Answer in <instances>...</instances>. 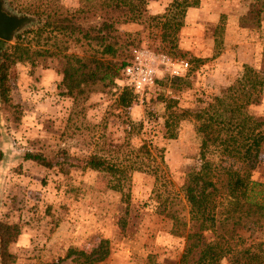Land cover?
Listing matches in <instances>:
<instances>
[{"label":"rangeland","instance_id":"rangeland-1","mask_svg":"<svg viewBox=\"0 0 264 264\" xmlns=\"http://www.w3.org/2000/svg\"><path fill=\"white\" fill-rule=\"evenodd\" d=\"M82 1L56 0L68 11ZM172 1L148 0L147 13L161 14ZM32 16L7 44L15 43L16 34L38 26ZM118 28L131 34L129 55L133 47H145L184 59L189 64L186 75L161 74L152 89L141 97L132 93L131 105L124 107L118 97L125 87L117 83L110 92L91 93L83 101L64 95L54 56L45 66L31 69L29 64L17 63L10 68V94L22 112L16 123L0 112V220L21 226L16 242L9 246L16 255L14 264H51L69 250L89 253L101 240L108 241L109 255L96 264H174L185 238L172 234L167 212L173 207L187 218L181 191L187 171L198 170L204 160L236 166L215 149L201 158L195 122L182 111L198 109L221 94L247 65L263 77L262 101L250 111L264 116V0H199L186 9L175 48L161 40L160 25L150 19ZM58 38L67 44L66 54H99L86 41ZM32 50L62 53L50 47L32 46ZM167 105L180 113L178 120L169 116ZM168 129L176 133L174 138ZM144 142L149 157L162 160L169 182L156 184L153 175L134 168L149 163L147 154L138 152ZM59 148L66 155L56 157L49 168L22 158L26 150L50 154ZM91 153L104 156L124 174L113 176L85 167ZM250 178L264 183V153ZM117 183L121 190L112 188ZM156 186L168 204L155 200ZM258 228L243 223L246 233L263 238ZM74 256L59 264H76Z\"/></svg>","mask_w":264,"mask_h":264},{"label":"trees","instance_id":"trees-1","mask_svg":"<svg viewBox=\"0 0 264 264\" xmlns=\"http://www.w3.org/2000/svg\"><path fill=\"white\" fill-rule=\"evenodd\" d=\"M147 2L83 0L77 9L68 11L56 0H49V3L43 0H4L8 11L32 14L38 19L35 29L15 35L14 44L0 39V112L4 113L5 119L16 123L21 117V108L13 102L8 83L10 68L17 63L29 64L33 69L45 66L46 60L54 56L58 59L55 68L62 75L63 94L75 101H83L91 93H108L116 87L115 80L121 76L125 58L129 55L127 50L133 45L131 34L120 31L119 25L146 19L155 21L162 30L161 40L175 48L185 11L187 7L197 6L199 0H173L163 13L155 15L147 13ZM59 35L69 37L75 43L86 41L97 47L99 54H66L68 46L59 40ZM32 46L50 47L62 53L51 55L40 50L30 51ZM262 87V75L246 65L241 76L221 94L214 95L198 109L181 113H186L195 122L201 158L207 150L215 149L235 161L236 166L204 160L198 170L187 171L181 185L187 218L173 207L167 212L172 220V234L185 238L184 248L174 264H221L222 261L226 264H264V183L250 178V171L264 153V116L250 111L251 106L262 101ZM118 99L120 105L129 107L133 100L131 90L125 88ZM167 108L169 116L178 120L180 113H175L170 105ZM168 120L167 127L170 125ZM168 130L169 136L174 138L176 133ZM138 152L147 154L149 163L134 168L153 175L156 184L159 180L167 182L162 160L149 157L145 142ZM65 155L66 150L62 148L50 154L26 150L22 158L49 168L56 157ZM84 166L113 176L124 174L121 167L98 153L89 154ZM111 186L122 189L119 183ZM153 192L156 201L168 204L167 197L159 193L157 186ZM245 222L259 227L263 238L246 233L243 229ZM20 233L18 222L0 220V264L15 263L16 255L9 246L16 242ZM107 244V240H101L89 253L69 250L51 264H59L72 254H75L72 261L76 264L99 263L109 255Z\"/></svg>","mask_w":264,"mask_h":264},{"label":"built area","instance_id":"built-area-1","mask_svg":"<svg viewBox=\"0 0 264 264\" xmlns=\"http://www.w3.org/2000/svg\"><path fill=\"white\" fill-rule=\"evenodd\" d=\"M187 63L184 59L173 58L145 47H133L121 69V76L115 82L141 97L156 85L161 74L184 77L189 68Z\"/></svg>","mask_w":264,"mask_h":264},{"label":"water","instance_id":"water-1","mask_svg":"<svg viewBox=\"0 0 264 264\" xmlns=\"http://www.w3.org/2000/svg\"><path fill=\"white\" fill-rule=\"evenodd\" d=\"M32 15L13 14L4 8L3 0H0V39L4 41H12L14 34L24 25L33 20Z\"/></svg>","mask_w":264,"mask_h":264}]
</instances>
